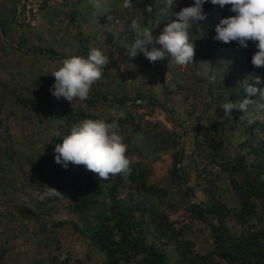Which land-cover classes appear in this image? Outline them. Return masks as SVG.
Segmentation results:
<instances>
[{
	"label": "trees",
	"instance_id": "obj_1",
	"mask_svg": "<svg viewBox=\"0 0 264 264\" xmlns=\"http://www.w3.org/2000/svg\"><path fill=\"white\" fill-rule=\"evenodd\" d=\"M49 1L42 0L38 8L45 9ZM31 3V0H0L1 58L9 57L16 51L29 50L26 36L20 34L14 38L13 33L15 27L26 25L25 19L19 22V17L26 18V12L34 17L32 9L27 10ZM96 3L100 6L96 7ZM193 3L194 0H179L175 7L168 8L165 3L157 4L155 0H132L133 7L124 8L123 0H71L69 4L68 0H59V5L70 11L71 22L75 21L79 25L96 15V18L107 20L108 25H115L110 32L98 28L85 40L80 39L83 32L79 28L71 36L78 55L86 56L90 41L100 35L103 42H110V54L114 50L126 51L127 57L122 65L119 64V68L129 63L144 67L140 66L142 69L137 73L142 85L138 89L140 94L134 99L120 96L111 101L97 87L92 90L89 99L77 101L76 104H67L63 98L57 99L53 95L48 96L44 104L37 94L21 96L16 102L29 112L25 119L35 126V131L29 135L10 134L9 126H3L0 122V191L5 194L4 191L9 188L5 170L8 162L15 161L19 166L29 164L30 174L27 178L36 172L40 177L43 176L44 168L51 165L55 181L65 183V189L70 193L72 203L68 212L86 221L84 229L70 219L52 222L48 224L49 228L39 224L38 229L43 236L36 245L38 255L34 258V264H44L46 257L48 264H71L72 257L60 259V255H53L61 249L60 232L68 227L101 257V264H264V111L254 113V122L249 127L245 120L235 123L237 128L242 127L245 131L242 138L235 128L225 130L221 127L217 131V123L210 112L214 104L220 108L229 99L235 102L242 100L246 95L244 80L254 83L255 77L264 78V67L254 68L251 63L257 51L253 42L249 41V46L243 48L235 41L225 44L214 39L215 26L220 19L235 13L230 11V6L220 8L210 2L204 4L203 11L207 19L191 30L196 44L194 65L183 70L170 57L151 63L143 53L135 57L127 54L134 38L129 27L132 19L150 26L153 34L158 36L168 23L177 19L175 13ZM4 4L9 5L8 10L3 9ZM149 5L153 9L151 14L146 11ZM60 13L55 11L62 18ZM79 14L82 21L77 19ZM50 52L48 57L53 59V52ZM200 61L211 62L214 81L202 76L194 77ZM144 68L159 71L162 81L149 92L143 85L146 79L143 76ZM181 73H185L187 79H194L187 82L183 78L181 84H195L199 89L207 87L206 96H202L201 102L190 104V110L185 114L181 108L177 112L175 102L172 110L156 100L159 93L166 95L171 83L166 76L175 79ZM54 82L55 78L48 74L39 76L32 84L43 95ZM1 85L6 88L4 83ZM256 86L264 88V83ZM3 95L4 92L0 95V109ZM134 100L150 104L148 118L162 110L173 123L184 115L186 118L178 122V129L172 130L156 120H137L130 111L134 107ZM130 102L132 104L127 105ZM261 102L264 103V100ZM110 104L116 107L118 114L99 116L100 110ZM175 112L177 120L174 118ZM202 113H209L210 117L205 119ZM84 118L118 121L121 134L129 145L127 155L132 159L130 173L101 181L97 174L86 170L84 166L70 164L65 169L56 164V144L62 143L64 136L70 134L72 125ZM224 122L230 123V120L225 118ZM225 132L229 135L226 136ZM188 134L193 146L190 157L196 166L193 185H187V178L179 168L186 152L185 140H180L186 139ZM40 137H46V142L40 144ZM165 152L169 156L168 173L172 184L177 187L181 199L188 204L185 209L189 216L202 226L210 239L212 247L205 253L196 250L194 241L187 236V226L178 227L167 214V210L174 206L168 192L147 179L144 161L150 159L152 163L157 162ZM197 160H201L202 164L197 166ZM33 188L43 196L44 185L35 183ZM199 189L203 198L194 202L193 198ZM226 194H230L228 198ZM61 197L43 196L44 202L30 201L35 210H42L50 216L49 209L43 210V206ZM89 216L92 220L88 219ZM3 255L4 249H1L0 261ZM74 261L80 263L81 260L77 258Z\"/></svg>",
	"mask_w": 264,
	"mask_h": 264
},
{
	"label": "rangeland",
	"instance_id": "obj_2",
	"mask_svg": "<svg viewBox=\"0 0 264 264\" xmlns=\"http://www.w3.org/2000/svg\"><path fill=\"white\" fill-rule=\"evenodd\" d=\"M70 2L71 0H68V4ZM30 7L34 8V17H31L30 13L27 12L25 14L26 18L19 17V22H23V19H25L26 25L15 27L13 33L14 38H17L20 34L26 36L27 45L30 47L29 50L27 52L16 51L11 56L5 58L0 57V95L4 92V95L1 96L3 105L0 109V122L3 126H9L10 134L16 135L19 133L29 135L35 131V126L25 119L29 116V112L17 104L18 97H31L37 94L43 101V104L47 102L48 96H52L50 89L42 95L37 92L32 83L39 76L51 74L59 66L62 59L67 58L69 55L77 54L76 45L71 36L73 37L80 28L83 32L80 39L85 40L87 36L94 34L98 28L110 32L112 31L111 28L115 26L111 23L108 25L107 20L96 18V15H92V19L90 20H83L79 14L77 19L84 22L79 23V25L75 21L71 22L70 11L59 5V0H50L47 7L42 10L38 8L37 0L27 8ZM3 9L8 10L9 5L4 4ZM55 11L61 12L62 18H59L55 14ZM27 20L29 21L28 23H26ZM77 25L79 26L78 28ZM88 46L89 49L92 47L103 49L110 58V63L104 70L103 79L98 81V85H94L92 90L95 87L99 88L101 93L106 94L111 101L120 96L134 99L140 94L138 89H140L139 86L142 83H139L140 77L137 73L142 69L141 67H144L143 65H140V67L129 63L119 68V64H123V60L127 57L126 51L124 49L114 50L110 54V42H103L100 35L94 36V40L90 41ZM50 51L53 52L51 54L53 59L48 57L51 53ZM159 73V71L153 72L144 68L143 76L146 79L143 85L147 91L161 84L162 81H160ZM177 77L178 79H176ZM177 77L174 79L170 75L166 76L167 81L169 79L171 83L166 89V95L159 93L156 95V100L161 103L163 102L166 108H171L172 110L174 109L173 102H175L177 104L175 106L177 107V112L182 109L181 111L184 110L183 113L185 114L190 110V104L193 102L199 103L203 99L202 96L204 94L206 96L207 87L203 86L202 89H199L195 84H181L183 78L187 82L191 79L194 80L193 78L187 79L185 73H181ZM194 77H197V75H194ZM2 83L5 84L7 89L2 87ZM145 95L147 96V93ZM63 100L65 99L63 98ZM65 101L67 104L71 103L67 100ZM76 103L78 102H73V104ZM131 104L132 102L127 105ZM133 106L130 111L134 114L135 119H141L144 122L148 119L149 122L156 120L160 122V125L165 123L166 127L171 130L172 128L178 129V122H182L184 117L186 118L184 115L183 118L178 119L175 112L174 118L178 120L173 123L168 119V115L164 110L157 112L152 118H148V112L151 110L149 103L134 100ZM215 106L214 104L210 112L211 116H214L213 120L217 123V131H220L221 127L225 130L228 128L234 130L235 128L241 133L242 138L245 135V131L242 127L237 128L235 123L240 120L243 112L233 110L232 116L225 115V111L222 108ZM198 109L201 110L199 106ZM117 114L116 107L111 106V104L106 108H102L99 112V116ZM209 115V113H202L205 119ZM225 118H228L230 123H225ZM245 123L249 127L250 124L247 120H245ZM225 133L226 136L229 135L227 132ZM180 141H184L186 152L179 168L187 178V185H193L196 176V166L190 157V151L193 148L192 138L188 134L186 139L182 138ZM38 142L40 144L46 142V137H40ZM36 146L37 148H41L40 145ZM135 160L138 161L139 159ZM144 164L147 168L148 181L159 185L168 192L170 201L174 204L173 208L167 210V214L171 220L178 227L187 226V236L194 241L197 251L205 253L210 250L212 246L207 232L189 216L185 209L188 204L181 199L177 187L172 184L168 173L170 164L167 152L163 153L157 162L152 163L149 159L147 162L144 161ZM200 164H202V161L197 160V166ZM5 170L9 188L4 191L5 194L3 191H0V250L4 249V255L1 258L0 264H34V258L38 255L36 245L43 236L41 230L38 229L39 224H44L49 228L48 224L52 222L70 219L77 223L80 228H86L85 219L68 212V208L72 203L71 196L67 189H65V183L55 181L53 166L47 165L41 177L36 172L27 178L26 176L30 174L29 164L19 166L15 161L13 163L8 162ZM35 183L44 185V187L45 185L54 187L64 195L60 200L49 202L43 206V210L49 209L50 216L45 215L42 210L38 212L32 207L30 199L37 202L46 201L33 188ZM210 187L215 188L213 185H210ZM229 195L226 194V198ZM202 198L203 194L199 189V193L197 192V196L193 198V201L198 202ZM88 219L92 220V217L89 216ZM60 234V254L58 251H55L53 253L54 256L60 255V259L70 256L73 258L71 264H101V257L94 253L83 241H80V235L75 233L70 227L64 228ZM41 258L43 259V257ZM77 258L81 260L80 263L74 261ZM44 259V264H48L46 261L47 257Z\"/></svg>",
	"mask_w": 264,
	"mask_h": 264
},
{
	"label": "clouds",
	"instance_id": "obj_3",
	"mask_svg": "<svg viewBox=\"0 0 264 264\" xmlns=\"http://www.w3.org/2000/svg\"><path fill=\"white\" fill-rule=\"evenodd\" d=\"M41 1L37 0V4ZM155 1L157 4L165 3L168 8L175 7L179 2ZM208 2L220 8L230 6V11L235 13L220 19L215 26L214 39L225 44L235 41L243 48L249 46V41L253 42L257 51L252 56L251 63L254 68L264 67V0H194L193 5L183 7L175 13L177 19L168 23L158 36L153 34L150 26L132 19L129 27L134 38L127 54L135 57L138 53H143L151 63L170 57L181 68L194 65L196 44L191 30L207 19L203 6ZM99 6L96 3V7ZM123 7L132 8V0H123ZM28 9L34 10L33 7ZM146 11L151 14L153 9L149 5ZM109 63V56L98 47H92L86 56L73 54L62 59L59 66L51 72V76L55 78L50 88L51 94L72 104L74 101H86L91 96L93 86L103 79L104 70ZM197 66L195 75L215 80V76L211 74V62L200 61ZM261 83H264V78L261 77H255L254 83L244 80L246 95L239 102L229 99L223 103L220 108L225 111V115L232 116L233 110H239L243 112L240 121L247 120L252 124L254 113L264 111V103L261 102L264 100V88L256 86ZM253 96L258 98L252 99ZM128 148L118 121L84 118L72 125L70 134L64 136L62 143L56 144L55 162L65 169L70 164L84 166L103 181L111 176L130 173L132 159L127 155ZM43 196L52 198L64 195L56 188L45 185Z\"/></svg>",
	"mask_w": 264,
	"mask_h": 264
}]
</instances>
